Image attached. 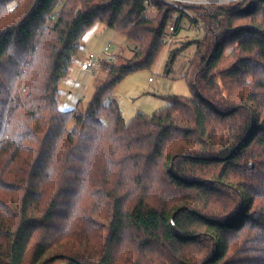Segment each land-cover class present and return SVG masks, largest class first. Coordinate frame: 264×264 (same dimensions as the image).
<instances>
[{"label":"trees","instance_id":"1","mask_svg":"<svg viewBox=\"0 0 264 264\" xmlns=\"http://www.w3.org/2000/svg\"><path fill=\"white\" fill-rule=\"evenodd\" d=\"M151 4L0 0V264H264V0L191 8L192 97L126 123L111 94L152 69L175 12ZM96 25L137 51L65 110Z\"/></svg>","mask_w":264,"mask_h":264},{"label":"rangeland","instance_id":"2","mask_svg":"<svg viewBox=\"0 0 264 264\" xmlns=\"http://www.w3.org/2000/svg\"><path fill=\"white\" fill-rule=\"evenodd\" d=\"M198 1L199 4H196L194 7H189L188 12L184 13V25L178 35L172 33V28L168 29L166 46L154 63L152 69L140 71L137 72V74L128 76L111 94V98L118 102L126 123L130 122L139 115V113L152 116L154 113L164 110L170 104L169 98L171 97H192L193 93L189 87V82H191L192 78L189 74V69L197 48L195 45L187 46V44H194L198 39H202L204 25L203 21L197 18L191 8L206 7L210 9L213 6H225L230 3H240V1L243 0ZM156 14V9L151 8L147 16L151 18L156 16ZM194 19L199 20V22L196 24L192 23ZM93 30L94 32L92 33H94V36L89 32V34H87L90 38L86 36L87 34L84 35L85 39H90V44H81L80 56L74 65L75 69L80 68L81 62L92 54L101 55L105 60L103 59L100 67L93 72H89L91 82L89 78H86L87 81L90 82V85L82 95V104L77 107L78 110H84L86 108L93 98L95 89L106 81L108 75V67H106V65L114 64L122 66L127 61L131 60L137 51L135 50L137 47L135 43L107 27L104 28L101 25H97ZM107 46H110V51L105 54L104 50ZM182 47H184V49ZM122 50L125 53H123ZM232 51L233 48H229L225 54L230 55ZM116 54L119 57H113L112 61L107 60V57ZM173 54H175L174 59L172 57ZM122 55L124 58H121ZM62 108L66 109L64 104ZM104 121L106 122V119H104ZM54 254L57 255L56 250L48 256L50 260L53 259L51 257ZM53 264H69V261L58 258Z\"/></svg>","mask_w":264,"mask_h":264},{"label":"crops","instance_id":"3","mask_svg":"<svg viewBox=\"0 0 264 264\" xmlns=\"http://www.w3.org/2000/svg\"><path fill=\"white\" fill-rule=\"evenodd\" d=\"M96 26H94L89 31V33L91 35L93 34V36H94V33H92V32H94L93 29L96 28ZM88 34L86 36L90 38V36H88ZM82 44H85V45L90 44V39L83 38ZM122 52L125 53L123 50H122ZM79 56H78L77 60L79 59ZM113 57L117 58L119 56L116 54ZM121 58H124L123 55L121 56ZM84 60L81 62V64L84 62ZM81 64H80V66H81ZM89 77H90L89 72L83 71L82 66L80 68H76V69L74 67L70 77L63 81V83L61 85V94L63 97L62 105L63 104L65 105V108H66L65 110H75V109H77V107L81 106L82 95L84 94L85 90L87 89V87L90 85V82H91ZM86 78L87 79L89 78L90 82H88ZM86 82H88V83H86Z\"/></svg>","mask_w":264,"mask_h":264},{"label":"built area","instance_id":"4","mask_svg":"<svg viewBox=\"0 0 264 264\" xmlns=\"http://www.w3.org/2000/svg\"><path fill=\"white\" fill-rule=\"evenodd\" d=\"M144 1H145V5H147V8L151 9L153 5L151 3L153 0H144ZM155 1H158L162 4H166L175 9V12L172 15V20L169 22V26H170L169 28H172L175 25V23L179 20L178 18L181 13H187L189 7H194L196 4H199L198 0H155ZM55 19H56V15L52 17V20H55ZM109 49H110V46H107V48L104 50L105 51L104 53L107 54V52L110 51ZM103 59L104 58L101 55H95V54L90 55L82 63L81 65L82 70L86 72H93L95 69L100 67ZM107 60L112 61L113 56L107 57Z\"/></svg>","mask_w":264,"mask_h":264},{"label":"water","instance_id":"5","mask_svg":"<svg viewBox=\"0 0 264 264\" xmlns=\"http://www.w3.org/2000/svg\"><path fill=\"white\" fill-rule=\"evenodd\" d=\"M251 167L253 168L254 166L251 165Z\"/></svg>","mask_w":264,"mask_h":264}]
</instances>
